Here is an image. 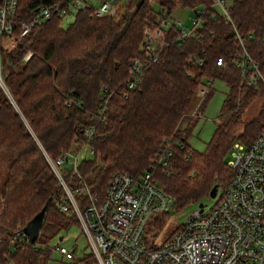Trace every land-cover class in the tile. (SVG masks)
<instances>
[{"label": "trees", "instance_id": "obj_1", "mask_svg": "<svg viewBox=\"0 0 264 264\" xmlns=\"http://www.w3.org/2000/svg\"><path fill=\"white\" fill-rule=\"evenodd\" d=\"M53 1L67 5L66 0H17L14 33L38 7ZM212 2L127 0L113 17H92L91 7L79 8L66 25L53 12L3 49L10 65L4 72L10 96L0 88V150L9 155L0 178V264L6 256L12 264H46L49 240L72 224L80 226L75 214L57 207L63 189L46 156L55 160L62 152H77L87 144L92 157L81 158L77 170L100 199L115 172L134 178L153 172L174 201L170 210L148 221L146 232L154 231L152 236L164 227L172 210L200 202L209 197L213 185L230 178L226 157L232 144L248 145L264 126V83L248 85L232 62L244 48L264 79V0H231L227 24ZM177 5L194 13L204 8L200 25L179 45L170 42L176 29L169 28L157 59L148 63L143 79L127 89L130 60L143 58L144 28L157 26L161 14H170ZM28 50L31 55L24 60ZM218 57L223 65L216 64ZM216 79L228 90L205 149L195 151L187 137L196 117L187 110L193 98L200 97V84H206L207 91L196 112L205 108ZM256 99L257 112L243 121L244 109ZM164 148L172 152L168 165L155 167ZM61 174L72 186L80 183L66 168ZM75 199L81 209L88 201L81 193ZM41 210L35 241L24 237L21 243L10 242L11 234L23 230ZM82 260L95 261L93 256Z\"/></svg>", "mask_w": 264, "mask_h": 264}, {"label": "built area", "instance_id": "obj_2", "mask_svg": "<svg viewBox=\"0 0 264 264\" xmlns=\"http://www.w3.org/2000/svg\"><path fill=\"white\" fill-rule=\"evenodd\" d=\"M66 2V7L54 1L38 7L30 20L19 23L16 35L12 17L17 0H0V44L7 40L14 44L53 12L61 16L63 22L73 18L77 9L84 7H91L92 17H113L118 12L116 0ZM212 7L226 24L231 22L226 0H213ZM203 11L204 8L195 10L189 28L182 26L181 20L162 13L157 26L144 29L143 58L130 60L127 89L134 88L143 79L148 63L157 59L160 48L167 44L164 38L168 29L175 27L176 35L170 42L179 45L200 25ZM30 55L28 50L23 59L27 60ZM232 62L240 69L248 85L258 81L264 83L257 63L244 48L234 54ZM216 64L223 65V59L218 57ZM0 88L10 96L4 82L1 55ZM206 91V84L198 85L200 97ZM86 136L89 141L92 129L87 130ZM229 153L231 159L227 165L232 174L226 182L217 184L215 196L211 197L213 204L208 208L204 204L197 206L161 242H156L158 232L152 236L155 232L147 233L146 227L152 216L170 210L174 199L158 185L153 172L145 171L137 178L123 171L115 172L108 181L104 197L100 199L90 192L78 173L79 150L62 152L55 160L46 156V160L63 189L57 207L61 212L75 214L96 264H264V126L248 145L235 141ZM171 154L168 148H164L155 158V167L166 168ZM62 168H66L71 176L76 174L80 183L70 185L61 174ZM77 193L85 195L88 200L82 209L75 199ZM24 237L27 239L23 230L17 229L11 234L10 242L21 243ZM50 249L67 259L73 258V252L63 246ZM2 264H12L10 257L6 256Z\"/></svg>", "mask_w": 264, "mask_h": 264}, {"label": "rangeland", "instance_id": "obj_3", "mask_svg": "<svg viewBox=\"0 0 264 264\" xmlns=\"http://www.w3.org/2000/svg\"><path fill=\"white\" fill-rule=\"evenodd\" d=\"M118 5L124 6L127 0H116ZM227 5L230 4L231 0H226ZM155 8L158 9V6L155 5ZM194 11L187 7H181L179 5L175 6L170 12L171 18H176L181 20L182 26L191 27L192 19L194 17ZM72 18L68 21L63 22L66 25L70 22ZM146 28V27H145ZM144 28V29H145ZM144 40V34H143ZM13 45V41L7 40L3 45L0 44V55H1V65L2 72L10 68L7 60L3 56V49L10 48ZM212 95L210 96L208 102L206 103L205 108L202 111L196 112V106L200 97L195 96L191 101L187 114L194 115L196 121L192 126V129L187 137V144L192 150L203 151L205 149L206 143L210 139L214 128L218 122L219 111L223 102V99L228 90V86L222 80H214L212 83ZM260 101L258 99L254 100L249 104L242 113L243 121H247L251 116L255 115L257 112ZM184 125V124H183ZM83 157H92V153L88 145H83L79 149V160ZM9 155L5 151L0 150V178L1 175L5 172L7 168V161ZM227 161L231 159V154H227ZM205 205L206 208L210 207L213 204V199L211 197H205L200 201ZM199 202L191 203L181 209L172 210L169 218L166 221L164 227L158 231L156 236V242H161L166 239L170 233L183 223L188 216L197 209ZM49 247L63 246L67 251L74 249L73 258L67 259L64 255L59 254L57 251H52L50 253L49 260L46 264H88L82 260L84 256H89L92 258V249L86 238L82 228L78 224H72L68 229L59 232L57 235L52 237L48 242ZM89 264H96L95 261H91Z\"/></svg>", "mask_w": 264, "mask_h": 264}, {"label": "water", "instance_id": "obj_4", "mask_svg": "<svg viewBox=\"0 0 264 264\" xmlns=\"http://www.w3.org/2000/svg\"><path fill=\"white\" fill-rule=\"evenodd\" d=\"M217 190V185H213L208 192L209 197H214ZM202 203L199 202L198 206L202 207ZM43 210L38 212L23 228V232L28 238L29 243H33L39 233ZM74 252V249L71 250Z\"/></svg>", "mask_w": 264, "mask_h": 264}]
</instances>
